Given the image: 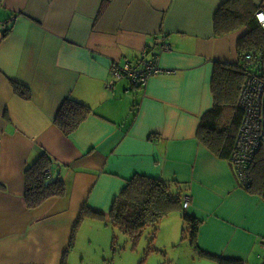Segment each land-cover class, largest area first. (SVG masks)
Returning a JSON list of instances; mask_svg holds the SVG:
<instances>
[{"label": "crops", "instance_id": "0c3cea01", "mask_svg": "<svg viewBox=\"0 0 264 264\" xmlns=\"http://www.w3.org/2000/svg\"><path fill=\"white\" fill-rule=\"evenodd\" d=\"M226 1L0 2V264L84 259L92 224L100 238L115 200L146 178L177 197L155 236L166 263L264 264V194L246 190L230 159L198 134L215 102V67L240 58L242 29L215 28ZM152 55L163 72L144 87L115 74ZM69 97L92 112L67 134L56 117ZM41 156L47 179L61 178L64 189L29 206L26 171ZM184 214L198 223L196 242L184 236Z\"/></svg>", "mask_w": 264, "mask_h": 264}, {"label": "trees", "instance_id": "16d2710c", "mask_svg": "<svg viewBox=\"0 0 264 264\" xmlns=\"http://www.w3.org/2000/svg\"><path fill=\"white\" fill-rule=\"evenodd\" d=\"M2 0H0L1 2ZM262 10L253 0H227L215 16V28L219 34L232 30L245 29L239 39L240 58L230 66H216L213 74L212 89L215 97L213 107L201 119L199 129L200 139L207 144L220 158L230 159L243 118V107L240 96L246 82V70L250 66L243 60L246 52L260 49L264 46V29L261 27L257 12ZM8 29H4L6 34ZM16 84V91L28 98V90L22 84ZM27 88V87H26ZM92 112L90 105L73 97L67 98L56 117V123L67 133H71L78 123ZM229 112V123L222 124ZM239 127V128H238ZM46 156H41L27 168L28 188L26 200L29 206L38 205L45 199L63 192L64 183L61 178L47 179ZM254 166V168H253ZM251 168V179L246 190L264 194V147L256 154ZM146 178L136 179V186L131 182L113 203L110 211L112 223L124 231L131 239H137L147 229H151L149 240L153 241L159 228L161 217L177 201L167 182ZM135 191V194H132ZM94 214L100 211L93 209ZM186 224L184 236H190L196 242L198 223L184 214ZM220 264H241L236 260L220 259Z\"/></svg>", "mask_w": 264, "mask_h": 264}, {"label": "built area", "instance_id": "2783aa9c", "mask_svg": "<svg viewBox=\"0 0 264 264\" xmlns=\"http://www.w3.org/2000/svg\"><path fill=\"white\" fill-rule=\"evenodd\" d=\"M256 16L264 29V9L257 12ZM161 45L163 48H170L168 43ZM146 54L144 51L143 56ZM242 58L250 68L246 70V82L240 96L244 113L230 161L240 183L244 186L251 179V168L256 154L264 145V46L246 52ZM114 70L119 77L128 76L139 88L144 87L150 77L163 72L156 55L144 58L140 65L126 62L124 65H117ZM188 203V201L184 203L185 208L188 207Z\"/></svg>", "mask_w": 264, "mask_h": 264}, {"label": "rangeland", "instance_id": "374dc122", "mask_svg": "<svg viewBox=\"0 0 264 264\" xmlns=\"http://www.w3.org/2000/svg\"><path fill=\"white\" fill-rule=\"evenodd\" d=\"M244 30L243 28L241 31ZM229 115L227 112L222 124L229 123ZM108 218L111 219L110 215ZM91 228L95 237L91 241L85 238L82 242L87 248V254L84 259L81 256L76 257L74 264H168L164 261L166 257L170 258L166 254L167 249L159 245L157 238L149 240L150 228L137 239H131L112 222L106 231L102 228L100 238L96 226L92 224Z\"/></svg>", "mask_w": 264, "mask_h": 264}]
</instances>
